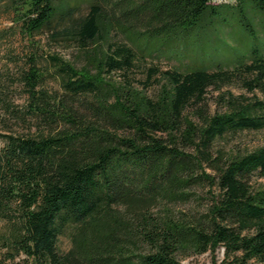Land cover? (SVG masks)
Wrapping results in <instances>:
<instances>
[{
    "label": "trees",
    "instance_id": "trees-1",
    "mask_svg": "<svg viewBox=\"0 0 264 264\" xmlns=\"http://www.w3.org/2000/svg\"><path fill=\"white\" fill-rule=\"evenodd\" d=\"M211 1L0 0L29 36L88 5L62 30L78 42L85 68L53 58L60 91L42 89L32 63L20 74L26 104L17 108L0 76V264H181L221 249L220 264H264V187L251 184L264 177V144L244 155L214 149L229 133L264 129V58L234 68L252 76L244 86L262 99L221 96L228 112L210 115L208 91L232 80L229 69L150 68L143 88L160 86L157 76L166 86L149 97L127 77L137 53L110 42L112 31L130 41L132 33L180 40L245 0ZM250 1L264 14V0ZM112 73L126 79L111 83ZM10 122L29 124L20 132ZM206 188L215 194L204 214L175 210ZM67 232L71 246L61 253Z\"/></svg>",
    "mask_w": 264,
    "mask_h": 264
},
{
    "label": "rangeland",
    "instance_id": "rangeland-1",
    "mask_svg": "<svg viewBox=\"0 0 264 264\" xmlns=\"http://www.w3.org/2000/svg\"><path fill=\"white\" fill-rule=\"evenodd\" d=\"M237 4L238 0L211 1V5L217 7H231ZM87 12L88 5L83 3L71 19H60L57 16L51 28L29 36L23 33L12 14L0 11V76L2 84L7 87L9 98L17 108H22L26 104V91L20 84V74L32 66V63L43 73L40 87L49 92L60 91L58 77L60 61L71 64L79 71L85 68V60L80 53L78 42L64 35L62 30L69 27L72 20L85 16ZM244 23L247 25L244 26ZM130 38L131 41L119 31H112L110 42L125 44L137 53L134 68L127 77L137 90L144 91L149 97H153L161 86H166V81L161 76H157L155 78L160 81V86L156 82H150L147 89L143 88L147 84L146 72L150 68H156L160 72L185 73L202 69L213 71L216 67H222L229 69L228 72L235 75L219 90L209 89L206 102L210 115L228 112V108L220 99L221 96L227 98L231 95L234 98H246L250 101L262 99L258 89L250 92L244 86V81L250 80L252 76L244 73L242 69L238 72L234 70L241 63L250 64L257 56L264 58V14L250 0H245L241 9L219 8L217 15L204 17L185 38L180 40L171 42L164 37L138 36L133 33ZM107 45L108 42L103 40L98 43L100 49L104 51L107 50ZM89 47L90 50L93 48L92 45ZM110 79L111 83H122L126 79V74L112 73ZM9 124L23 132L22 130L29 123L17 125L10 122ZM30 133L34 134L35 129L32 128ZM263 144L264 129L229 133L216 141L214 149L215 152L221 151L226 155H244ZM251 184L253 188L264 187V177L255 176ZM214 194L215 189H197L189 203L178 204L175 210L204 214L211 205V196ZM70 246V235L67 232L59 238L58 249L61 253H65ZM223 258L221 249L214 254L208 252L200 256L181 258L180 261L181 264H214V262L220 264Z\"/></svg>",
    "mask_w": 264,
    "mask_h": 264
}]
</instances>
